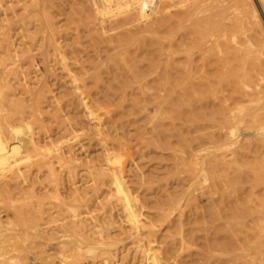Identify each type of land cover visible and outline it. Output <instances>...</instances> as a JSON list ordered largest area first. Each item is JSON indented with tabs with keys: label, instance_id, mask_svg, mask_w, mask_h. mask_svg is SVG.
I'll return each instance as SVG.
<instances>
[{
	"label": "rangeland",
	"instance_id": "1",
	"mask_svg": "<svg viewBox=\"0 0 264 264\" xmlns=\"http://www.w3.org/2000/svg\"><path fill=\"white\" fill-rule=\"evenodd\" d=\"M94 1L0 0V129L8 138L26 124L31 142L28 159L0 171L5 257L68 264L80 246L81 264H148L149 248L162 264H264L255 0L207 4L202 36L188 22L157 29L182 12L176 0L130 31ZM122 36L132 37L119 46Z\"/></svg>",
	"mask_w": 264,
	"mask_h": 264
},
{
	"label": "bare ground",
	"instance_id": "2",
	"mask_svg": "<svg viewBox=\"0 0 264 264\" xmlns=\"http://www.w3.org/2000/svg\"><path fill=\"white\" fill-rule=\"evenodd\" d=\"M97 1V0H96ZM96 1H94L96 3ZM101 2V8L97 9V13L99 14L98 17L101 16V18H103L102 16L105 14V13H108V11L110 10H113L114 12L117 11L118 13H122L124 14L123 15V19L119 22H116L114 23V27H124V26H127L128 27V30L130 31L131 27H132V24H138L140 22H144L146 21L151 15H157L158 14L160 15L161 13H163V11H166L167 7L166 5L164 4V2L166 0H99ZM168 1V0H167ZM176 6L174 7H177L179 6L180 9H182V12L179 13V15L175 18H173L174 20H172L171 18L167 19V20H164L162 22H158V26H157V29H162V28H165L167 27L168 25H171V23L173 21L175 22H178V23H183L185 24V22H188L191 24V31L193 29V33L191 35H193L194 33H197L199 34L201 28L206 24V28L207 27H211V25H209V21L208 19L205 20V16L204 19L199 17L200 14H203L204 12H206L207 8H208V5L207 4H210L211 3H214V1H217V0H189L190 2H188L187 0H176ZM187 1V2H186ZM232 2H235L236 6H238V4L240 2V0H231ZM243 2H246L247 0H242ZM239 2V3H238ZM242 2V3H243ZM238 3V4H237ZM255 3L257 4V9H256V6L255 7H250L249 8V12H250V16H251V20L253 21V23L257 26V27H260L261 28V21L263 20L264 22V0H255ZM216 5V4H215ZM213 7V5H212ZM242 7V5L240 6ZM173 8V7H172ZM96 9V8H95ZM209 9V8H208ZM213 9V8H212ZM221 9V8H220ZM208 11V10H207ZM211 11V10H210ZM237 11V10H236ZM110 13H113V12H109L108 15ZM243 13V12H242ZM164 14V13H163ZM162 14V16H163ZM107 14H105L104 16H108ZM112 15V14H111ZM120 15V14H119ZM115 16V15H113ZM118 16V15H117ZM115 16V17H117ZM202 16V15H201ZM212 16V14H211ZM244 16V15H243ZM160 17V16H159ZM215 17V15H214ZM100 18V19H101ZM121 18V17H120ZM154 18H157V17H154ZM153 18V19H154ZM210 18V17H209ZM104 19V18H103ZM152 19V20H153ZM107 20V19H106ZM109 20V18H108ZM151 20V19H150ZM211 20V19H210ZM219 19H217L218 21ZM222 20V19H220ZM154 21V20H153ZM172 21V22H171ZM108 22V21H107ZM105 22V23H107ZM113 22V21H112ZM148 22V21H147ZM146 22V23H147ZM156 22V23H157ZM212 22V21H210ZM98 23L100 24V27H101V32L102 30L104 29V27H102L101 25H105L103 24L102 22V19L101 21ZM110 23V22H109ZM145 23V22H144ZM155 23V22H154ZM153 23V24H154ZM235 23V22H234ZM98 24V26H99ZM108 24V23H107ZM175 24V23H174ZM214 24V23H213ZM220 24V23H219ZM233 24V23H232ZM131 25V26H130ZM142 25V24H141ZM109 26V25H108ZM204 26V27H205ZM106 27V26H105ZM137 27V26H136ZM177 27V26H176ZM226 26H224L225 28ZM126 27H124L125 29ZM130 28V29H129ZM134 28V27H133ZM168 28V27H167ZM170 28V27H169ZM123 29V28H122ZM127 29V28H126ZM133 30V29H131ZM123 31V30H122ZM127 32V30H126ZM125 32V34H126ZM154 32V31H153ZM120 33H121V30H120ZM149 33V32H148ZM190 33V32H189ZM106 34V33H104ZM201 34V32H200ZM210 34V33H209ZM225 34V33H224ZM223 34V35H224ZM128 35V33L126 34ZM185 36V35H184ZM202 36V34H201ZM210 36V35H209ZM208 36V37H209ZM132 37V36H131ZM130 36H122L121 38L118 39L117 37V44L119 46H122L125 42H128V40L131 38ZM199 37V36H198ZM233 37V36H232ZM152 38V37H151ZM155 38V37H154ZM153 38V39H154ZM157 38V37H156ZM184 38V37H183ZM182 38V39H183ZM115 39V38H114ZM188 39V38H187ZM193 39V37H192ZM113 40V39H112ZM133 40V39H132ZM137 40V39H136ZM135 40V42H136ZM141 40V39H140ZM144 40V39H143ZM194 40V39H193ZM203 40V39H201ZM200 40V41H201ZM187 41V40H186ZM159 42V41H158ZM185 42V40L183 41ZM188 42V41H187ZM194 42V41H193ZM202 42V41H201ZM129 43V42H128ZM205 43V42H204ZM185 44V43H184ZM200 44V43H199ZM198 44V45H199ZM206 44V43H205ZM205 44H203L205 46ZM216 44L212 42V45ZM159 45H160V42H159ZM212 45H211V48H212ZM218 45V43H217ZM216 45V46H217ZM195 46V45H194ZM215 46V45H214ZM213 46V47H214ZM144 47L145 48H149V47H153V43L152 42H145L144 43ZM199 47V46H198ZM117 48V47H116ZM197 48V47H196ZM205 48V47H204ZM215 48V47H214ZM213 48V49H214ZM217 48V47H216ZM199 49V48H198ZM196 49V50H198ZM203 49V48H202ZM206 49H209L210 50V46L209 48L207 47ZM218 49V48H217ZM203 50H198V52H201L202 53ZM205 51V50H204ZM203 51V52H204ZM255 53H258V55L261 57H258V59H262L261 63H262V67H263V74L261 76H259L258 80L261 81V83L264 85V30L262 31V36L259 38L258 40V43H257V46L255 48ZM200 53V55H202ZM208 53V50L207 52L204 54L206 55ZM211 53V52H210ZM209 54V53H208ZM202 56L204 57L203 59H205L206 57L205 56ZM210 55V54H209ZM201 57V58H202ZM209 59V58H207ZM215 59V58H214ZM202 60V59H201ZM203 62V60H202ZM105 64V63H104ZM261 66V64H259V67ZM226 69V68H225ZM260 69H262L260 67ZM228 70V69H227ZM223 74V73H222ZM227 74V73H226ZM225 75V74H224ZM232 75V74H231ZM132 76H135L132 75ZM229 76V75H228ZM215 79L218 81V84L220 83V79L219 77L215 74ZM222 76H220L221 78ZM227 77V76H226ZM232 78V77H231ZM234 78V77H233ZM219 79V80H218ZM229 79V78H228ZM225 80V79H224ZM227 81V80H226ZM233 81V80H232ZM223 82V81H222ZM225 82V81H224ZM172 84V82H171ZM261 86V85H260ZM259 85H257V88L260 87ZM262 88V87H261ZM216 92V91H215ZM259 92V91H258ZM191 93L193 95H196L198 97H202L204 96V94L200 91L196 92L194 90H191ZM206 94V93H205ZM208 94V93H207ZM166 95V94H165ZM185 95V94H184ZM213 95V94H212ZM82 96V95H81ZM209 96V95H208ZM204 97H207V95H205ZM83 100V99H82ZM250 102V101H249ZM258 110V109H257ZM21 112V111H20ZM257 112V111H256ZM255 115V114H253ZM252 116V115H251ZM253 117V116H252ZM22 122V121H21ZM28 127L26 124H22V125H14L12 127H10L9 131H8V138L4 137L0 129V171H3L5 169H8L10 168L12 165L14 164H18V163H21L23 162L24 160L28 159V144L29 143V138L26 139L24 136H25V128ZM8 130V129H7ZM22 135V137H21ZM7 136V135H6ZM29 136V135H28ZM35 144V143H34ZM30 147V145H29ZM33 147V146H32ZM36 149V148H35ZM33 149V150H35ZM31 152V151H30ZM108 161V160H107ZM117 173V172H116ZM2 174V173H1ZM1 176V175H0ZM114 184H115V187L117 189V193H119L120 195H123L124 198H125V203L123 205V210H124V214H125V219H126V223H129L130 225L134 226L135 228L137 227V225L139 224V221L138 218H137V213H136V210L133 209V207L131 206L130 204V201L128 200L127 198V194H125V191H124V188H123V184L120 182V180L116 177V174L115 176H113V179L111 180ZM111 182V183H112ZM123 198V197H122ZM123 201V200H122ZM238 216V215H237ZM258 217V216H257ZM9 223V222H8ZM73 223V222H72ZM1 224V222H0ZM256 224V223H255ZM72 225L74 226V224H71V227ZM76 226V225H75ZM75 226L73 228H75ZM139 226V225H138ZM78 227V226H77ZM37 232V234L39 235V238L41 234H43V232H41V234H39V230L38 231H35ZM134 233V232H133ZM9 234V233H8ZM11 238H10V243H11V246H12V250L13 252H17L18 254V244H19V236H18V233L16 232H13L11 233ZM42 236V235H41ZM0 237H1V234H0ZM66 236H64L65 238ZM43 238V237H42ZM41 238V239H42ZM63 238V237H62ZM69 238V237H68ZM76 238V237H75ZM73 241V239H72ZM72 241L69 242V240L67 241H63L60 243L61 247H67V245H71ZM74 244V243H73ZM79 248L80 246H75L74 248V254H72V256H68L66 257L67 258H71V261L68 262V264H81L80 261H79V254H78V251H79ZM6 250H4V248H2L0 246V264H38L37 262V258L35 257L34 254L32 255H25V257L22 258L21 255H14V256H8V257H5L6 256V253L4 252ZM150 248H149V251L147 253V258H146V261L148 262V264H162L159 260V258H157L155 255H152V253L150 254ZM31 254V253H30Z\"/></svg>",
	"mask_w": 264,
	"mask_h": 264
}]
</instances>
